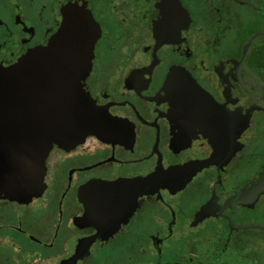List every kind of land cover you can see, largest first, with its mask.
<instances>
[{"label":"flooded vegetation","instance_id":"af4514ba","mask_svg":"<svg viewBox=\"0 0 264 264\" xmlns=\"http://www.w3.org/2000/svg\"><path fill=\"white\" fill-rule=\"evenodd\" d=\"M69 16L105 120L0 200V264H264V0H0V67Z\"/></svg>","mask_w":264,"mask_h":264},{"label":"water","instance_id":"95a60500","mask_svg":"<svg viewBox=\"0 0 264 264\" xmlns=\"http://www.w3.org/2000/svg\"><path fill=\"white\" fill-rule=\"evenodd\" d=\"M70 18L46 47L0 67V200L40 196L52 147L69 149L101 132L105 116L80 84L97 30L91 20Z\"/></svg>","mask_w":264,"mask_h":264}]
</instances>
